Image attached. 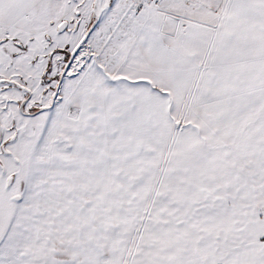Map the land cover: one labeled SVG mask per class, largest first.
Segmentation results:
<instances>
[{
	"label": "snow or ice",
	"instance_id": "6c2138e0",
	"mask_svg": "<svg viewBox=\"0 0 264 264\" xmlns=\"http://www.w3.org/2000/svg\"><path fill=\"white\" fill-rule=\"evenodd\" d=\"M0 264H264V0H0Z\"/></svg>",
	"mask_w": 264,
	"mask_h": 264
}]
</instances>
